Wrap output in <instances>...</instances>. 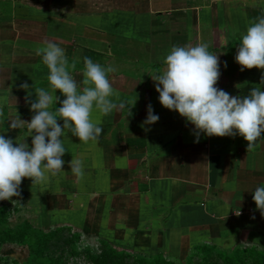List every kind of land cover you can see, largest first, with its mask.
Returning <instances> with one entry per match:
<instances>
[{"label": "crops", "instance_id": "0c3cea01", "mask_svg": "<svg viewBox=\"0 0 264 264\" xmlns=\"http://www.w3.org/2000/svg\"><path fill=\"white\" fill-rule=\"evenodd\" d=\"M262 17L264 0H0V135L32 146L27 125L12 129L11 121L30 122L34 88L50 89L36 55L46 40L77 61L78 84L85 57L113 67L119 98L111 99L132 106L130 116L94 111L102 127L95 142L67 131L63 171L40 184L23 179L20 196L0 206L32 226L69 227L89 245L104 240L144 256L183 260L201 245L264 252V214L253 200L264 187V139L252 151L238 133H199L197 142L195 126L160 104L151 78L173 46L203 43L219 56L218 89L240 97L264 91V70H242L235 60L250 22ZM148 105L159 116L152 125L144 123ZM72 159L82 162V176Z\"/></svg>", "mask_w": 264, "mask_h": 264}, {"label": "clouds", "instance_id": "9594fccd", "mask_svg": "<svg viewBox=\"0 0 264 264\" xmlns=\"http://www.w3.org/2000/svg\"><path fill=\"white\" fill-rule=\"evenodd\" d=\"M36 55L42 57V63L49 70L50 89L34 88L36 100L31 103V111L35 114L30 122L20 118L11 121L12 129L27 125L32 138L30 149L25 140L14 144L13 140L0 135V201L19 197L25 178L40 184L48 181L49 174L55 176L63 171L62 157L66 149L62 137L67 131L80 142L97 141L102 127L99 119H93L94 111L108 115L114 110H126L127 116L132 114L128 102L117 103L111 99L119 98L109 79V73L115 71L113 67H102L85 57L83 79L78 84L73 75L77 61L69 63L64 49L57 43L46 40L43 47L36 49ZM235 60L242 70H264V17L250 22ZM163 63L164 67L151 76L159 102L195 126L197 142L199 133L209 137L238 133L247 142V151H252L256 142L264 139V91L254 87L247 96L240 97L218 89L219 56L210 53L206 44L173 46ZM261 84H264V75ZM21 88L28 90L29 85L23 83ZM57 91L66 97L63 101L55 95ZM58 102L61 106L57 109ZM147 112L144 123L155 124L159 116L153 114L151 105ZM58 120H63V126ZM70 168L74 174L82 176L81 161L72 159ZM253 200L264 214V187L255 189Z\"/></svg>", "mask_w": 264, "mask_h": 264}, {"label": "trees", "instance_id": "16d2710c", "mask_svg": "<svg viewBox=\"0 0 264 264\" xmlns=\"http://www.w3.org/2000/svg\"><path fill=\"white\" fill-rule=\"evenodd\" d=\"M5 206H0V244L9 240L28 248V254L23 264H68L65 253L78 256L85 255L88 264H177L174 259L167 258L162 254L144 256L127 250L115 248L104 240H99L97 247L88 245L79 248L81 238L78 233H72L69 227H55L52 229H37L27 220L23 219L15 226L7 225ZM65 233L68 236L65 237ZM86 245V244H85ZM57 248L60 255L51 252ZM255 247H238L232 251L219 252L214 245H201L192 249L196 255L204 257L203 264H244L249 256H258L252 264H264V252L254 249ZM193 253V254H194ZM18 264V263H14ZM180 264V263H179ZM191 261L189 260V263Z\"/></svg>", "mask_w": 264, "mask_h": 264}, {"label": "rangeland", "instance_id": "374dc122", "mask_svg": "<svg viewBox=\"0 0 264 264\" xmlns=\"http://www.w3.org/2000/svg\"><path fill=\"white\" fill-rule=\"evenodd\" d=\"M24 214L19 212H12L7 211L6 212V221L7 225L9 226H15L18 222L24 219ZM38 225V222H34V226ZM37 229H44L36 226ZM72 233H77L76 230L71 229ZM68 236L67 233H65V237ZM86 244V245H85ZM89 245V244H88ZM86 242L81 241V243L78 244L79 248H84L88 246ZM93 246V245H92ZM95 248L99 249V245L95 244ZM256 249V248H254ZM219 252L227 251L228 254L230 253L227 249H216ZM51 252L56 253V255H60V251L57 248H52ZM194 253V252H193ZM190 252L187 257L183 260H175L177 264H188L189 260L191 261V264H203V261H205L204 257H201L202 255L198 256L195 253L193 254ZM28 254V248L25 246H21L16 242H13L12 240H9L3 244H0V264H14L15 262L18 264H23L26 260ZM65 257L67 258L68 264H88L85 260V255L83 253H80L78 256L75 255H68L65 253ZM244 264H252L253 259H260L258 256H249ZM216 262L218 264H222L221 262H218V258H215Z\"/></svg>", "mask_w": 264, "mask_h": 264}]
</instances>
